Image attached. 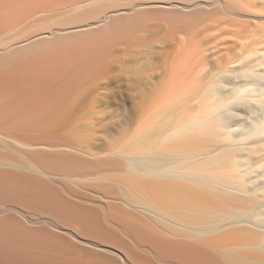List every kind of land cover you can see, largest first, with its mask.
Segmentation results:
<instances>
[{
	"label": "bare ground",
	"instance_id": "bare-ground-1",
	"mask_svg": "<svg viewBox=\"0 0 264 264\" xmlns=\"http://www.w3.org/2000/svg\"><path fill=\"white\" fill-rule=\"evenodd\" d=\"M250 1L0 0V264H264ZM164 43L135 125L98 134L93 91Z\"/></svg>",
	"mask_w": 264,
	"mask_h": 264
},
{
	"label": "rangeland",
	"instance_id": "rangeland-1",
	"mask_svg": "<svg viewBox=\"0 0 264 264\" xmlns=\"http://www.w3.org/2000/svg\"><path fill=\"white\" fill-rule=\"evenodd\" d=\"M252 12L259 16V18L252 19V40L251 45H258L264 41L262 40V34L264 31V1L263 0H251L249 2ZM262 17V18H261ZM208 20V21H207ZM206 23L210 24V28L214 32H218L219 38L222 39L225 36L230 37L235 31L242 38L244 37V22L243 20H231L228 17H224L222 14H215L208 17ZM225 27L232 28L235 31L222 30ZM263 30V31H262ZM238 34L237 32H235ZM243 41V39H241ZM191 49V47H190ZM168 46L166 43L161 45L152 44L144 50L146 58L144 62L134 63V67L127 68V70L120 67H114L109 77L98 86V89L93 91L89 102L93 103L92 108H96L95 115L101 117L103 123L97 126L98 134L105 133L108 129L118 127L123 120L128 117L130 119V127L135 125L138 119V104L141 99L142 92L145 87L149 86L151 80L160 73L162 59L167 55ZM190 51V50H187ZM186 53V50L184 51ZM189 53V52H188ZM130 53L131 59L135 57ZM136 65V66H135ZM182 68H181V67ZM184 66V67H183ZM179 65L176 68L178 74L186 72L189 68L185 69L184 65ZM175 71V70H174ZM183 73V74H184ZM99 104V105H98ZM93 135L92 137H95ZM93 141H98L97 139ZM92 141V142H93ZM11 152V151H10ZM12 154H15L11 152ZM15 157L17 155L15 154Z\"/></svg>",
	"mask_w": 264,
	"mask_h": 264
}]
</instances>
